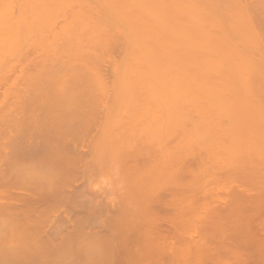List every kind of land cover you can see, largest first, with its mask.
<instances>
[{"label": "bare ground", "instance_id": "obj_1", "mask_svg": "<svg viewBox=\"0 0 264 264\" xmlns=\"http://www.w3.org/2000/svg\"><path fill=\"white\" fill-rule=\"evenodd\" d=\"M250 1L0 0V77L1 75L6 77L4 72L9 69L11 75L13 70V76L15 74V77L17 76L15 63H20L19 58L29 52L27 50L29 47L34 49L30 48L34 51L33 53L30 50L32 56L36 49L41 48V51H38L42 54V63L38 62L41 58H37L41 54L36 53L39 55L36 57L37 60L30 57L29 52V56L26 55L28 58L25 56L26 60L24 57V61L20 58L21 65L27 59H35L33 61L37 62L33 63L34 65L31 63V67L33 65L40 70L44 67L45 70L42 69L41 72H46L43 73L44 76L46 74L44 78L40 75L42 73L34 67L33 70L39 74L35 71V75L29 72L27 77L26 70L25 74H22L21 70L23 78L26 77L27 81L24 82L26 78L21 77L23 81L20 80L18 83L15 77L8 76L11 78L8 88V96H10L5 95L4 99H0V103L3 104H0V118L1 116L4 118L3 114H5V121L3 118L1 120L7 123H5L7 126H3L6 132L0 125V165H2L1 162H5L2 165L3 170H0V264H8L7 262L10 264L11 261L13 264H26L31 261L32 264L36 262V259L42 257L46 259L44 254L50 247H55L52 250L59 249L60 252L62 248L68 249L65 248L68 240L71 242L73 239L72 242H75L76 238L79 239L77 231L87 228L84 226L85 228L79 229L82 221L87 219L81 217L82 212L79 213L76 212L78 210L73 209L75 211L73 213H78L77 221L79 222L80 217L83 220L80 221L79 226L76 225L79 228L74 225L79 230L72 227L71 229L74 228L75 231L69 229L70 232L67 228L74 222L71 220V213L65 212L71 219L62 215L58 220L48 218H53L49 216H52L53 212L60 213L63 209L60 212L58 209L63 204L65 206V203H71V212L72 204L78 209L77 206L80 204H77L76 200L78 193L72 195L73 193L67 191V186L73 181L76 184L78 177L79 180L97 170L100 172L104 169V157L111 158V165L108 166L109 163L106 165L107 170L112 171V174L120 179L125 178L127 181L124 180L128 182L125 187L120 184L121 182L123 184V179L119 182V186L115 182L117 188H114L119 191H114L119 193V196L117 195L118 198L112 196L116 199H113L111 204L107 203L112 206L110 212L113 214V219L121 223L113 221L114 225H111L114 233L116 232V234L113 233V240L116 243L111 237H107L114 243V249L111 244L113 260L123 259L125 264H250L249 260L253 258L250 255L252 253L243 252L245 250L243 247L248 244L247 246L251 248L261 245L258 251L256 250L257 257L254 258H258L255 264H264V0ZM257 18L261 21L256 20ZM60 19L62 21L59 24ZM21 26L24 32L20 30ZM19 30L24 36H19ZM118 45H122L119 46L120 49ZM106 46L111 47L112 50L109 48L111 51H106L108 49ZM115 47L118 48L117 51ZM98 48H104L103 54L113 51L118 55V52L122 51L120 52V55L123 54L122 59H119L121 62H117L119 55L117 57L110 53L117 57L111 58L108 53L113 61L114 58L117 59L114 64L111 62L113 66L109 64L112 69L108 70L112 73H105L112 77L105 76L104 72L99 70L105 66L104 63H110L107 59L104 61L105 58L102 64L104 66L97 64V67L93 62L94 66L92 65L93 68H91L94 69L93 72H90V67H87L88 64L91 66L90 62L96 63L101 60L102 54H97L100 52ZM31 59L28 62H31ZM60 70L63 72L62 76H58ZM90 73L93 75L90 76ZM86 75L88 78L85 77ZM33 76L38 78L33 79ZM41 76L45 79H43L44 84L40 82ZM4 77L1 78L7 82ZM29 77L34 82L36 79L34 84L31 80L29 81L33 85H29ZM19 83L22 84L23 90ZM39 83L44 88L39 86ZM15 84L19 86L21 92L28 86L35 89L39 87L35 92L33 88H28L32 89L30 93L34 95L32 100H29L26 99L29 97V94L27 95L29 90L18 95L20 90L15 89L17 87ZM38 89H44L46 93L47 90L50 92L52 89L55 97L59 95L62 97L63 93L67 95L63 96L65 99L62 97L63 103L60 97L54 99L55 102L60 98V102L57 100L58 102L55 103L60 106L63 104L60 107L63 114L59 115L62 119L56 116L55 119L53 117V120L51 119L58 126H53L51 121L47 123L51 124L48 135L43 137L39 132L45 130L44 126L43 131L41 127L38 131L34 124L36 128V130L33 128L34 132L33 129L28 128L29 124H26L28 125L26 128L33 130L30 132L31 135L38 131L43 140L41 142L35 136L42 148L41 151L35 150L31 153L34 149L31 146L32 144L36 146V141L33 138L35 142H30L29 139L32 140L34 136L31 137L28 130V136H26L29 139L25 136L28 142H22L18 140L21 135L18 136L16 133L18 130L20 133L21 127H24V120L29 121L32 112L28 111L34 107L28 105H31L30 103L36 105L35 102L38 101L37 108H39V101L43 104L44 98L49 97L45 98L46 101L42 105L45 107L54 94L51 91L44 97L45 92L41 90L43 93L40 94L44 97L41 102V97L38 96L40 99L35 97L36 92L37 94L41 92ZM110 90L115 91V95L112 92L111 96ZM109 93L111 101H109ZM17 97L20 101L22 97L25 102H21L24 104L29 100V104L27 102L29 110L26 111L28 119L26 117L23 119L20 114L22 122L17 118L19 116L14 114L17 107H21L17 104H22L20 101L16 104ZM107 101L110 102L109 104L113 103L111 109L107 107L109 105ZM96 104L103 105L104 109L107 107L106 110H101L102 115L99 114V110L95 111ZM42 106L40 105V109L42 108V110L39 109L40 111H43ZM100 106L98 109H101ZM20 109L23 111L22 108ZM55 109H58V106ZM80 112L81 114L77 117ZM95 112L100 115V118L96 115L95 118L89 117ZM56 113L51 115L54 116ZM13 115L17 116H15L17 121L23 126L14 121L16 119H13L15 118ZM49 115L47 114L48 117ZM194 115L197 116L196 118L200 117L199 120L194 121L192 118L190 121V117ZM46 120L49 119L46 117ZM44 122L46 124V121ZM15 123L20 126V129L18 125H16L18 128L14 126ZM77 125L82 131L75 129ZM101 127H107V130L113 127L115 131L113 128V132H111L112 129L108 130L111 132L110 137H108L110 134L108 136L93 135V130ZM23 129L25 131V128ZM88 131H91L92 136ZM73 135L77 138L73 139ZM66 136H71L72 139L67 137L71 141ZM62 137H65L67 142L63 141L61 146L55 145L57 142L55 140ZM129 138L133 140L137 138L139 141L135 139V142L128 144L129 142L125 141ZM59 141L62 143L61 139L58 143ZM81 144L86 145L81 146ZM84 147L86 150L83 149ZM15 149L27 151V154L20 156L17 152L15 155L12 152ZM122 152L128 155L125 156ZM87 155L93 158L91 160L87 158L89 161L85 157ZM99 155L103 159L99 158ZM37 158H40L38 163L41 161L44 164L48 161L49 164L53 163L51 166L47 163L49 167L46 168L47 170L43 168L45 167L43 163H40L41 166L36 165L37 163L35 165L37 169L39 166L43 169H40V172L45 170L43 175L46 179L55 180L57 177L56 182L53 181L55 185L52 183L53 186L44 191L46 186H42L48 183L41 182L45 180L41 175L43 178L40 180L41 184L36 181L34 185V180H38L35 176L34 183L33 181L31 183L32 178H29L26 180L29 184L24 182L28 187L20 189L18 182L22 183L20 184L22 187L25 186L19 177L24 181L26 174L30 176L29 171L26 170L25 165H28L26 161L35 159L31 161L35 163ZM22 162H26L22 164L26 171L20 167ZM36 167L28 166L33 169ZM21 169L26 172L21 175L25 179L21 176L13 179L14 174L17 176L22 173ZM40 174L35 172V175ZM13 180H16L14 183L17 182V186L12 183ZM92 183L94 184L93 180ZM90 184H87L89 191H93ZM99 188L102 189L101 186L97 189ZM78 189H80L79 186ZM83 192L87 193L84 190ZM83 192L79 191L80 194ZM138 193H145L147 197L139 201L136 196ZM93 196L92 198L95 197ZM83 197L84 194L80 198ZM89 197L86 198L92 200ZM38 198L48 199L53 201V204L46 201V204L51 206L47 207L45 203L46 206H44L42 203L45 200L41 202L40 199V206L39 204L35 206L31 201ZM129 203L138 204V207L135 209L133 206L132 210L122 207L124 204L130 207ZM90 205L89 209L93 211L94 206L92 203ZM67 207L66 209H69ZM96 207L94 209L98 210L99 206ZM108 215L105 216L109 218ZM46 216H48L47 219ZM53 216L55 217L54 214ZM87 217L90 219V216ZM52 225L62 228L55 230L56 227ZM96 228L99 229V227ZM200 231L204 236L201 235L199 239L197 237L200 236ZM54 237L59 238L60 242L62 239L58 248L57 244L54 245L57 242L51 241L55 240ZM97 237H102V234L101 236L98 234ZM105 238L104 240L107 239ZM87 239L84 238L83 241ZM104 240H101V243ZM83 241L82 246L85 247L86 244L84 245ZM95 241L98 243L97 240ZM104 242L102 244L99 242V245L102 246ZM243 242H245L244 245ZM96 243L93 242L92 245ZM63 244L65 246L62 247ZM92 245H88L87 248ZM107 245L109 244L104 246ZM3 246H9V253L3 250L6 247L1 250ZM98 246L96 245V248ZM121 248L127 250V259L124 255L125 249L124 257L120 255ZM33 249H39L43 253H40L42 256L39 254L37 256L38 252L34 253ZM88 250L91 254V248ZM115 250L117 253L114 252ZM53 251L50 250L51 254H48V257H51ZM77 251L76 253L79 254ZM104 251L103 254L106 255L107 251ZM113 253L119 256L115 257ZM34 257H36L35 260H33ZM88 258L90 259V255L86 257ZM86 259L84 262L88 264ZM46 260H42L41 263ZM95 260L91 263H96L98 259ZM107 260L106 258L104 263L107 264ZM38 261L34 263L41 264ZM48 261L46 264H49ZM116 261L113 263L123 264L121 261ZM84 262L81 263L84 264Z\"/></svg>", "mask_w": 264, "mask_h": 264}, {"label": "rangeland", "instance_id": "obj_2", "mask_svg": "<svg viewBox=\"0 0 264 264\" xmlns=\"http://www.w3.org/2000/svg\"><path fill=\"white\" fill-rule=\"evenodd\" d=\"M249 1H250V0H249ZM252 1H253V0H251L250 2H252ZM216 8H217V7H216ZM258 19H259V18H257L256 20H258ZM256 20H255V22H256ZM259 20H260V19H259ZM61 21H62V19H60L59 24L61 23ZM260 21H261V20H260ZM260 21H257V22H260ZM24 26H25V25H24ZM20 28H21L20 30L23 31L22 26H21ZM24 29H25V28H24ZM20 30H19V36H24V35H21L22 32H20ZM25 30H26V29H25ZM23 32H24V31H23ZM20 33H21V34H20ZM23 34H24V33H23ZM263 40H264V39H263ZM118 42H119V41H118ZM120 42H122V41L120 40ZM120 42H119V43H120ZM119 46H122V45H118V48H119ZM106 47L108 48V49H106V51H108V50L111 51V50H112L111 47H109V46H106ZM30 48L33 49V47H29L28 49H27V48H26V49H27L29 52H30V50H31V51L34 50V49L32 50V49H30ZM109 48H110L111 50H110ZM115 48H116V47H115ZM118 48H116L115 51H117ZM26 49H25V52H26ZM40 49H41V48H40ZM40 49H38V50H40ZM98 49H100V48H98ZM103 49H104V48H101L100 50H98V51H100V52L97 53V54H99V55L102 54V55H101V57L103 58V59L101 58L102 61L99 60L98 62L96 61V63H95V61H92V62H90V65H91V66H89V64H88L87 67H88V68L90 67V69L93 68V66H94V65H93V62H94V64H95V66H97V64H98V66H100V65H102V64L104 63L103 60H104V58H105L104 61H106V59H107V62L110 61V63H109V62H108L107 64L104 63L105 66L102 65V66H104V67H102V66H101L102 68L99 67V68H100L99 70L103 71L104 74H105V73H109V72H110L109 70L112 69V68L110 67L111 62L114 64V61L117 60V59H115V58H114V61H113V59H111V58H113L112 56H114V55H112V54H115L117 57H118V55H119L120 58L118 57V61H117V62H119V61L122 59V55H123V54L120 55V52L122 53L121 50H120V52H118V55H117V52H114V53H113V51L110 52V53H112L111 55H110L109 52H107V54H103V52L105 51V50H103ZM119 49H120V48H119ZM38 50L36 49V51H35V54H34L35 57H34V55L32 56V52H30V57H32V58H36L37 56H39V55H37V54H41V52H40L41 50H40V51H38ZM102 50H103V52H102ZM113 50H114V48H113ZM37 51H38L39 53H38ZM96 51H97V50H96ZM206 51H207V50H206ZM23 52H24V51H23ZM25 52H24V53H25ZM29 52H28V53H29ZM101 52H102V53H101ZM28 53H25V55L23 56V57L25 58V60H26V57L28 58V56H29ZM33 53H34V51H33ZM36 53H37V54H36ZM105 53H106V52H105ZM108 53H109V55H110L111 58L108 56ZM26 55H28V56H26ZM104 55H106V56H104ZM25 56H26V57H25ZM107 56H108L109 58H108ZM116 56H114V57H116ZM23 57H22V58L20 57L21 60L23 59ZM30 57H29V58H30ZM41 57H42V54H41L39 57H37V58H41ZM106 57H107V58H106ZM117 57H116V58H117ZM20 58H19V60H18V61H20V63L17 62V61H16V62H17L18 64L15 63V65H16L17 67H18L19 64H20V66H19L18 68L15 66V67L17 68V69L15 68V70H16V72H17V76H16V77H15L16 74L13 76V73H14L13 70H12V75H11V71H9L10 69L7 70V71H5V72H4L5 74L3 73L6 77H4V76L1 75V77H2V78L4 77V78L6 79L5 81H7L8 83H7V82H4V79H2V78L0 77V79L2 80V81L0 80V84L3 85V86L0 85V86H1V87H0V99H2V98L4 99L6 96H7V97L10 96V95L8 96V92H9L8 88L10 87V83H11V78H9L10 75H11V77H12V76L15 77L16 83H18V81H19V82H20V80L23 81V79L26 78V77L23 78L24 75L22 76L23 73L25 74V70H26V72H27L25 75L28 77L29 74H30L29 72H33V73H34L35 70H33V69L36 68V70H37V71H40V72L42 71V69H44V67H42V69L40 70V68H38V67H36V66H33V65H34L33 63H36L37 61L34 62L33 60H35V59H31V58H30V59L32 60L31 62H28V61H30V59H27V61H25V63H24V62L22 63L23 67H21L22 65H21V60H20ZM37 58H36V59H37ZM42 58H43V57H42ZM42 58H41L40 60L37 59L38 62L40 61V64L42 63ZM119 59H120V60H119ZM22 61H24V59H23ZM100 61H101V62H100ZM26 62H28V63H26ZM120 62H121V61H120ZM31 63L33 64V65H32L33 68H32L31 65H30ZM91 63H92V64H91ZM24 64H25V67H24ZM38 64H39V63H37V65H38ZM109 64H110V65H109ZM113 64H112L111 66H113ZM29 65H30V66H29ZM92 65H93V66H92ZM106 65H107V66H106ZM108 65H109V66H108ZM39 66L41 67V65H39ZM42 66H43V65H42ZM98 66H97V67H98ZM27 67H30V68H27ZM34 67H35V68H34ZM85 67H86V66H85ZM106 67H107V68H106ZM108 67H110V68H108ZM20 68H22V69H20ZM37 68H38L39 70H38ZM88 68H87V70H86V68H85V70H86V71H89ZM23 69H24V70H23ZM31 69H32L33 71H32ZM102 69H103V70H102ZM108 69H109V70H108ZM17 70H18V71H17ZM21 70L23 71L22 74H21ZM27 70H28V71H27ZM29 70H30V71H29ZM44 70H45V69H44ZM92 70H94V69H91L90 72H93ZM104 70H105V71H104ZM19 71H20V72H19ZM37 71H35V72L39 74V72H37ZM60 71H61V70H60ZM60 71H59V72H60ZM41 73H42V72H41ZM43 73H46V72H43ZM43 73L40 74V75L44 76ZM62 73H63V72L61 71V72H60L61 75H60V74H58V72H57L58 76H62V75H63ZM111 73H112V72H110V74H111ZM20 74H21V75H20ZM27 74H28V75H27ZM86 74H87V72H86ZM88 74H89V72H88ZM91 74L93 75V73H90V76H91ZM110 74H107V75L105 74V76H108V77L111 76V77H112V75H110ZM33 75H35V73H34ZM8 76H9V77H8ZM18 76H19V78L17 79ZM42 76H41V79H42V80H40V82H43V84H44L45 81H43V79L45 78L46 74H45L44 78H42ZM58 76H57V77H58ZM13 77H12V78H13ZM21 77H22L23 79H22ZM30 77H32V75H31ZM30 77H29V79H28V82L32 79V78H30ZM34 77H35V76H33V79H34ZM36 77H37V76H36ZM36 77H35V78H36ZM39 77H40V76H39ZM85 77L88 78V75H86ZM20 78H21V79H20ZM37 78H38V77H37ZM91 78H92V77H90V79H91ZM39 79H40V78H39ZM39 79L37 80V82L39 81ZM106 79H108V78H106ZM111 79H112V78H111ZM44 80H45V79H44ZM108 80H109V79H108ZM25 81H27V78H26V80H24V82H25ZM31 81H32V80H31ZM31 81H30V82H31ZM2 82H4V83H2ZM24 82H22V84H24ZM30 82H29V85H31V84L34 82V80L32 81L31 84H30ZM35 82H36V79H35ZM35 82H34V83H35ZM6 83H7V84H6ZM34 83H33V84H34ZM4 84H6L7 86L4 85ZM22 84H21V85H22ZM25 84H26V83H25ZM33 84H32V85H33ZM36 84L38 85V83H36ZM36 84H35V85H36ZM52 84H54V83H52ZM8 85H9V86H8ZM15 85L17 86V84H15ZM19 85H20V83H19ZM21 85H20V88H21V90H23ZM27 85H28V84H27ZM35 85H34V86H35ZM37 85H36V86H37ZM4 86H5V87H4ZM16 86H15V87H16ZM23 86H24V85H23ZM36 86H35V87H36ZM39 86H41L42 88H44L40 83H39ZM39 86H37V87H39ZM53 86H55V85H53ZM26 87H27V86H26ZM26 87H25V88H26ZM29 87H31V86H28V88H29ZM37 87H36V89L33 88V87H31V88H33V91L35 92V91H37ZM17 88H18V90H20V89H19V86H17L15 89H17ZM28 88L24 89L25 91H22V92H26V91H28V90H29ZM6 89H7V90H6ZM53 89H54V88H53ZM1 90H2V91H1ZM21 90L19 91L20 93H19L18 91H16V92L19 93L18 95L22 94ZM31 90H32V89H30L29 92H27V95L29 94V97L26 98V99L32 100V97H34V95H32L33 93H32V92L30 93ZM38 90H39V89H38ZM41 90L44 91V89H40L39 91H41ZM39 91H38V92H39ZM51 91L53 92L52 89H51ZM51 91L49 92V91L47 90V93H46V91H44V92H45L44 97H45L46 94L48 95V93H51ZM5 92H6V94H3V93H5ZM110 92H111V96H112V92H113V91L110 90ZM1 93H2L3 95H2ZM40 93H43V92L41 91V92H39V94H40ZM53 93H54V92H53ZM23 94H26V93H23ZM35 94L37 95V96H35V97L38 98V96H39V97L42 98V99H41V102H42V100H43L44 97H42L41 94H40V95L37 94V92H36ZM63 94H64V95H67V93H63ZM5 95H6V96H5ZM30 95H31V96H30ZM53 95H54V98H52ZM64 95H62V97H63ZM113 95H115V91L113 92ZM50 96H51V95H50ZM52 96L50 97V99L52 98V99H53V100H52L53 102H54V99L57 98V97H60V98H61V99L58 98V99H57L58 101H59V99H60V100H63L62 103L64 102V99H65V98L63 97L64 99H62L61 95H59V96L56 95L57 97H55V93H54V94H52ZM111 96H110V93H109V94H108V97L110 98L109 101H111V99H112ZM18 97H19V96H18ZM18 97H17V99H16V104L18 103V101H20V100L18 99ZM22 97H24V95H22ZM22 97H20V99H22L21 101H22V102H25V101H26L25 97H24L25 101H24V99H23ZM30 97H31V99H30ZM45 98L48 99L49 97H45ZM45 98H44V102H43V104H44L45 101H46ZM34 99H35V98H34ZM38 99H40V98H38ZM50 99H49V101H47L48 103L45 104L46 106H49V107H46V106L44 107V106H42L43 104H40V101H39V108H37V105H38L37 102H38V101L35 102V100H34L33 102H35L36 105H34V103H30L31 105H28V106L34 107L33 109L29 107V108L32 109V110L27 109V102H28V104H29V100H28L25 104L22 103V102L20 101L22 104H24L23 106L26 107V109H24V107L22 106V104H20V103L17 104V105H20V106H21L20 108H22L23 111L25 110V112H23V111H21V109L19 108V106L17 107L18 109L15 111L14 114H16V115L19 116V117H17L16 115H13V116H14V117L16 116V117L19 119V121H20V120H21V122L23 121L22 118H20L21 116L23 117V119H24L25 117L28 119V116H26V115H27V112H26L27 110H29L28 112H30V111L32 112V113H30V116H31V114H32V117L29 116V119H28L29 121H28V122H27L26 120L23 121V124H25V125H24V127H21V131H22V132L20 131V133H18V132H19L18 129H20V126H19V125H22V126H23V124H21V122H18V121H17L18 119H17L16 117L13 118V117L11 116L13 119H16V120H14V121H16V123H19V125L16 124V123H15V125H14V126L18 125V127H19V128H18V127L16 126V127L18 128V129H17L18 132H17L16 134H17L18 136L21 135V136H19V138H20V139H18L19 141H22V142H28V139H29V138L27 137V136H28L27 132H28V130H29L28 128H31V129L34 128L35 130H36V128H37L38 131H39V127H41V128H40L41 130H42V129L44 130V128H45L44 131L42 130L43 132L39 131L40 133H42V136L45 137V135H48V134L50 133V132H49V128H50L51 126L49 127V125L53 124V126L55 125V127L58 126V125H56L52 120L55 119V118H54L55 116H56V118H57V117L59 118V115H60L61 112L63 111L62 108L60 109V107H61L63 104H62L61 106H60V105H57V103H55V102L57 101V100H56L54 103L51 101L52 104H53V105H52L51 102H50ZM36 100H37V99H36ZM106 100H108V98H107ZM58 101H57V102H58ZM109 101H107L108 104L110 103ZM0 102H1V100H0ZM30 102H31V101H30ZM59 102H60V101H59ZM0 104H2V103H0ZM48 104H50L51 106L48 105ZM58 104H59V103H58ZM60 104H61V103H60ZM111 104H113V103H111ZM111 104H109L110 106H109V105L107 106V107H110V109H111ZM2 105H3V104H2ZM25 105H26V106H25ZM40 105L43 107V111H40V110H42V108L40 109ZM88 105H89V104H88ZM88 105H87V106H88ZM96 105H97V104H96ZM100 105H101V104H98V105H97V109H96V107H95V111H96V110H99V111H98L99 114L102 115V111H101V110H103L104 108H103V105H101L102 107H101ZM35 106H36V107H35ZM52 106L55 107V108H57V106H58V109H55V108H53ZM98 106H100L101 109H98ZM107 107H106L104 110H106ZM86 108H87V107H86ZM39 109H40V110H39ZM108 109H109V108H108ZM34 110H35V112H34ZM93 111H94V110H93ZM100 111H101V113H100ZM47 112H49L50 115H49V113H47ZM54 112H55V113L57 112V113H56L54 116H52L51 114L54 113ZM105 112H106V111H105ZM18 113H19V114H18ZM41 113H42V114H41ZM43 113H44L45 115H44ZM103 113H104V111H103ZM2 114H3V113H2ZM9 114H10V113H9ZM20 114H21V116H20ZM47 114L49 115L50 118L47 116ZM62 114H63V113H62ZM62 114H61V116H62ZM80 114H81V112L77 115V117H78ZM97 114H98V113L95 112V114H93V115H91V116L89 115V117L92 118V117H94V116L96 115L97 117L100 118V115H99V114L97 115ZM3 115H4V118H3L2 116H1V118H0V125H2V127H3V126H7V125H5L6 122H4V121H5L4 119H6V118H5L6 116H5V114H3ZM10 115H11V114H10ZM35 115H36V116H35ZM39 115H40V118H38ZM41 115H44V116H41ZM57 115H58V116H57ZM83 115H85V113H83ZM83 115H81V116L83 117ZM34 116H35V117H34ZM81 116H80V117H81ZM85 116H86V115H85ZM96 116H95V117H96ZM7 117H8V115H7ZM42 117H43V118H42ZM46 117H47V119H49V120H46ZM52 117H53V119H52ZM80 117H79V118H80ZM95 117H94V118H95ZM194 117H195V118H194ZM196 117H197L196 115L191 116V117H190L191 119H189V120L191 121L192 118H193L194 121L199 120L200 117H199V116H198L199 118H196ZM2 118H3L4 121L1 120ZM26 118H25V119H26ZM30 118H34V119L31 120ZM35 119H36V120H35ZM37 119H38V120H37ZM42 119H43V121H42ZM51 119H52V120H51ZM59 119H62V117L59 118ZM97 119H98V118H97ZM196 119H197V120H196ZM34 120H35L36 123H35V122L33 123ZM1 121H2V122H1ZM30 121H31V122H30ZM44 121H46V124H44V123H45ZM47 121H48V122H47ZM50 121H51L52 123L48 125L47 123H49ZM26 122H27V123H26ZM41 122H43L42 124H44V125H42ZM61 122H62V120H61ZM192 122H193V121H192ZM2 123H3V124H2ZM30 123H31V124H30ZM38 123H40L41 125H39ZM6 124H7V123H6ZM26 124H29V126L26 125ZM34 124H36V125H35V126H37L36 128H35ZM37 124H38L39 126H38ZM78 125H79V124H78ZM78 125L75 126V127H76L75 129L78 128ZM80 125H82V124H80ZM26 126H28V128H26ZM30 126H31V127H30ZM43 126H44V128H43ZM16 127H14V131H15V128H16ZM55 127H53V128H55ZM113 127H114V126H113ZM113 127H109L108 130L112 129ZM23 128H25V131H26V129H27V131H26V132L23 131V130H24ZM80 128H81V126H80ZM106 128H107V127H106ZM106 128L101 127V128H98L97 130L94 129L93 132H94L95 134L93 133V135L97 136V134H98L99 136H102V135H107V136H108L111 132H113V129H114V128L112 129V131L110 130L111 132H109ZM3 129H4L3 131L6 132L5 127H3ZM34 129H33V130H34ZM33 130H29V134H30V132H33ZM35 130H34V132H35ZM50 130H52V129H50ZM77 130H81V129L78 128ZM103 130H104L105 132H104ZM3 131H2V132H3ZM38 131H37V133H32V135L30 134L31 137H32V136H34V137H32V140L29 139V141H30V142H35V141H36V146H35V144L33 145V144L31 143V144H32L31 148H32V149L34 148L32 151L29 150V151H31V153H32V152L34 153L35 150H36V151H37V150H38V151H41V148H42L41 143H40V142H37V141H39V140H41V142L43 141V140H42V137L39 135ZM45 131H46L47 133H46ZM53 131H54V130H53ZM81 131H82V130H81ZM114 131H115V129H114ZM2 132H1V133H2ZM15 132H16V131H15ZM15 132H14V133H15ZM23 132H25V134H24ZM48 132H49V133H48ZM90 132H91V131H90ZM90 132L88 131V133L90 134V136H92V133H90ZM103 132H104V133H103ZM107 132H109V133H108V134H105V133H107ZM84 133H86V132H84ZM7 134H9V133L7 132ZM34 134H36V135H34ZM74 134H75V133H74ZM76 134H77V133H76ZM9 135H10V134H9ZM22 135H23V136H22ZM26 135H27V136H26ZM37 135H38V136H37ZM68 135H69V134H68ZM25 136H26L28 139H27ZM30 136H29V137H30ZM35 136H36L39 140H38ZM110 136H111V134H110L108 137H110ZM10 137H11V136H10ZM10 137H9V138H10ZM12 137H13V136H12ZM15 137H16V136H15ZM23 137H25V138H23ZM31 137H30V138H31ZM67 137H69V136H66V138H67ZM74 137H75V136L73 135V139H74ZM33 138H34L35 141L33 140ZM69 138L72 139L71 136H70ZM75 138H77V137H75ZM26 139H27V140H26ZM36 139H37V140H36ZM60 139H61L62 143H61L60 141H59V143H58V140H60ZM60 139L55 140V142L57 141V142H56L57 144L54 142L55 145H57V146L60 145V146H61V145L64 143L63 141H66V142H67V139H68V138H67L66 140H65V137H62V138H60ZM135 139H137V138H134V140H135ZM68 140L71 141L70 139H68ZM134 140H133V138H132V139L129 138V139L126 140L125 142H126V143L129 142L128 144H130V143H132ZM135 141H139V139H137V140H135ZM135 141H134V142H135ZM138 144H139V146L141 145L139 142H138ZM85 145H86V144H85ZM85 145L81 144V146H85ZM79 146H80V145H79ZM81 146H80V147H81ZM10 148H11V147H10ZM31 148H30V149H31ZM35 148H38V149H35ZM39 148H40V149H39ZM83 149L86 150L85 147H84ZM84 150H83V151H84ZM7 151H9V149H8ZM15 151H16V152H15ZM23 151H24V150H23ZM23 151H22V150H21V151H17V150L15 149V150L12 151V152L15 153V155H16V153L18 152V155H19V153H20V156H24L25 154H27V153H26L27 151H26V152H25V151L23 152ZM21 152L23 153V155H21V154H22ZM122 153H123V152H122ZM122 153H121V154H122ZM121 154H120V157H121L124 153H123L122 155H121ZM124 155H125V154H124ZM126 155H128V154L126 153ZM126 155H125V156H126ZM89 156H90V155H89ZM89 156H88V155L85 156L86 159L89 158ZM92 158H93V156L90 157L89 159L91 160ZM99 158H102V156L99 155ZM89 159H87V160H89ZM102 159H103V158H102ZM33 160L35 161V159H33ZM33 160H27L26 162H27L28 165H25V166H27V168H28V166H30V167L32 166L33 168H35L36 165H38V164H40V163H41V164L43 163V165H44L45 167H43V165H42V167L45 168V170H47V169L49 168V167H47V165L50 163L49 161H48L49 163L46 162V164H44V162H42V161L38 163V161L40 160V158H37L35 163H32V162H31V161H33ZM90 160H89V161H90ZM103 160H105V161H103V162H105V163H104V165H105L104 167H105V168L102 169V170H100V172L97 170V171L94 172L93 174H92V173H91V174H88V175L84 176L85 178L82 177V178L79 179V180H78V178H79V177H78L77 180H76V181H77L76 184H74L75 181H73L71 184L68 185L69 187L67 186V191L70 192V193H73L72 195H74L75 193H78V194H77V198H76V200L78 201L77 204L80 203V204H78V206H77L78 209H76V206L74 205V206H75V207H74L73 204H72V212H71V211H70V207H71L70 204H71V203H68V204L65 203V206L68 205V207H67V206H66V207L69 208V209H66V207L63 206L64 204H63L62 206L58 205V206H60V208L58 209V211L60 212L61 209H63V210H62L60 213H58V212L56 211V213H58L57 215H56L55 212H53V214L55 215V217L53 216L52 213H50V214H52V216H51V215H49V216H50V217H53V218H52V219L48 218L49 220H58V219L61 218V217H60L61 215H62L63 217H65L67 214L71 213V218H72V219L69 218V217H67V216H66V217H67L68 219L73 220L74 222L71 223V224H69V227H70V228L68 227L67 229L69 230V229H71L72 227H74L76 230H79V229H81L82 227L85 226V227H87L88 229L84 227V228L87 229V230L84 229L83 231H84L85 234H87V235H85L84 232L81 231V230L83 229V228H82L81 230L77 231V232H78V235L80 236L79 239L76 238L75 242H74V241L72 242L73 239L71 240V242L68 240V242L65 243L67 246H65L64 244L62 245V247L65 246V248L67 247L68 249H64V248H62V247H59V248H62L63 250L60 249V252H61V254H60L59 249H58V250L56 249V250L59 252V254H58V253L56 252V250H54V251L52 250V249H55V247H50L49 250H48V252H46V253L44 254V255H45L44 257H45L46 259H48V258L50 259V258H51L50 261H48L49 259L46 260V259H44L43 257H42V258H39V259H36V257H34L33 260L36 259V262L34 261L35 263H37V260H39V261H38L39 263H41L42 260H46V261H43L41 264H44V263L46 264L47 261L49 262V264H56V263H57V264H78V263H79V264H82L81 262H84V259H86V257H89V255H90V259L88 258V259L85 260L88 264H96V263H97V264H106V263H104L105 260H106V258L108 259V260H107V262H108L107 264H110V262H111V264H114V263H115L116 259L113 260V258H112V256H111V255H112V254H111V246L114 244V243L111 241V238H112V240H113V239H114V234H116V232L114 233V229H113V227H112V226L114 225V224H113V223H114L113 221H115V220H114L113 217H112L113 214L110 212V211H111V207H112L110 204H111V202L113 201V199H116V198H113V197H117V198H118V196H119V193H118V194L116 193V192H118L119 190H118V189L116 190L114 187H116L117 185L119 186L120 184H121V186L124 185V187H125V185H127L128 182H126L127 180H126L125 178H122V179H123V184H122V182H121L122 179H120V178H118L117 176H115L114 174H112V173H113L112 171L110 172V170H107L108 167H107L106 165H108V163H109L108 166L111 165V158H108V157L105 158V157H104ZM108 160H109V161H108ZM26 162H22L21 165H22L23 163L26 164ZM51 162H53V161H51ZM36 163H37V164H36ZM47 163H48V164H47ZM1 164L3 165V164H5V162L3 161V162H1ZM32 164H33V165H32ZM35 164H36V165H35ZM41 164H40V166H41ZM52 164H53V163L49 164V166H51ZM2 165H0V170H3ZM22 166H23V167H22ZM22 166H20V167L23 168V170H25V169H24V165H22ZM40 166H39V167H40ZM4 167H6V166L4 165ZM20 167H19V169H20ZM39 167H38L39 172H37V170H38L37 167H36L37 170H36V169H33V168H28V169H27V168L25 167L26 170L29 171V174H28V175H30V176H27V174H26V172H25L26 170H25L24 172H25V174H26V175H25V176H26V179L24 178V176H21L22 174H24V172L22 171V169H21V172H22V173H21L20 175L15 176V174H14V178H13V179H15V177L18 178V176H21V177H23V179H25V180L23 181V180L19 177V179L23 182V184H24V186H25V187H22V185H20V184H22V183H21V182H18V183H19L18 186H19V187L21 186L20 189H22V188H26V186H27L26 184H29L28 181H27L28 183H26V180H27V179L29 180V178H32V180L30 179V181H31V183H32V181L34 180L33 177L37 176V179H38V180L35 179V180H34L35 183H34V181H33L34 185H35L38 181L40 182V180L43 179L41 175H43V172H44L45 170H44V171H41V172H42V173H41V172H40V169H42V168H39ZM1 168H2V169H1ZM46 168H47V169H46ZM105 169H106V170H105ZM42 170H43V169H42ZM103 170H104V171H103ZM35 172H36L37 174H40V173H41V174L38 176V175H35ZM27 173H28V172H27ZM95 173H96V174H95ZM107 173H108L109 176L107 175ZM109 173H111L112 175H110ZM44 174H45V173H44ZM105 174H106L107 176H106ZM101 175H103V176H101ZM44 176H45V175H43V177H44ZM88 176H89V177H88ZM38 177H39V178H38ZM55 177H56V176H55ZM109 177H110V179H109ZM113 177H114V178H113ZM44 178H45L46 181L43 180V181H41V182H42V183H43V182H44V183H48V184H45V185L42 184V185H44V186H42V185H40V186H42V187H45V186H46V187H45L46 189L43 188V190L45 189L44 191H46L47 188H48V190H49V189H50V186H53L52 183H53V181L56 182L55 180H57V179H56L57 177L55 178V180H54V179H49V178H47V179H49L48 181L51 180V181H50L51 183L47 181L46 177H44ZM89 178H90V179H89ZM84 179H85V180H84ZM116 179H118V181H116ZM124 179H125L126 181H125ZM254 179H255V178H254ZM92 180H93L94 184L92 183ZM11 181H12V180H11ZM14 181H16V180H13L12 183L15 184V186H17V185H16L17 182L14 183ZM17 181H18V180H17ZM36 181H37V182H36ZM83 181H84V183H83ZM87 181H88V182H87ZM24 182H25L26 184H25ZM39 182H38V184H41V182H40V183H39ZM81 182H82V183H81ZM115 182L118 183V184L115 185ZM119 182H121V183L119 184ZM12 183H11V184H12ZM18 183H17V184H18ZM79 183H81V185H82V184H83V185L81 186ZM86 183H87V184H90V183L93 184V186H91V184H90V187L93 188V191H91V190L89 191L88 185H87ZM100 183H101V185H100ZM13 184H12V185H13ZM53 184L55 185V183H53ZM73 184H74V186H73ZM105 184H106V186H105ZM107 184H108V185H107ZM30 185H31V184H30ZM30 185H29V186H30ZM34 185L32 184V186H34ZM48 185H49V187H47ZM84 185H85V186H84ZM94 185H95V186H94ZM114 185H115V186H114ZM37 186H39V185H37ZM70 186L73 187V189H72ZM75 186H76V187H75ZM78 186H79L80 189H78ZM99 186H101L102 189H101V188L97 189ZM103 186L105 187L106 190L104 189ZM19 187H15V188L18 189ZM27 187H28V186H27ZM83 187H84V188H83ZM68 188H70V189H68ZM76 188H77V189H76ZM82 188H83V189H82ZM86 188H88V189H86ZM110 188H111V189H110ZM113 188H114V189H113ZM116 188H117V187H116ZM94 189H96V190H94ZM100 189H101V190H100ZM112 189H113V190H112ZM77 190H78V191H77ZM83 190H84V191H87V193L85 194V193L83 192ZM98 190H99V191H98ZM114 190H115L116 192H115ZM75 191H76V192H75ZM79 191H80L81 193L83 192L85 198H84V197H83V198H80L83 194H80ZM100 191H101V192H100ZM167 191H168V190H167ZM167 191H166V192H167ZM169 192H170V191H169ZM93 193H94V194H93ZM89 194H90V195H89ZM95 194H97V195H95ZM138 194H140L141 196H139ZM138 194H137L136 196H137V199H139V201H140L141 199L147 197L145 193H138ZM164 194H165V193H164ZM169 194H170V193H169ZM78 195H79V196H78ZM85 195H86V196H85ZM93 195H94L95 197H94ZM117 195H118V196H117ZM165 195H168V193H166ZM88 196H90L89 198H91L92 200H88V199L86 198V197H88ZM92 196H93L94 198H92ZM112 196H113V197H112ZM110 197H111V198H110ZM141 197H142V198H141ZM95 198H97V199H96L97 201H95ZM108 198H109V199H108ZM40 199H41V200H40ZM93 199H94V200H93ZM111 199H112V200H111ZM39 200H40L41 202H43V200H45V201L42 203L43 205H44V203L46 204V201H47V202L49 201L48 203L51 202V203L53 204V201H50V200H48V199H43V198L34 199V200H32L31 202H32L35 206H37L38 204H39V206H40L41 202H40ZM86 200L89 201V202H87ZM100 200H101V202H100ZM82 201H83V202H82ZM85 201H86V203H85ZM137 201H138V200H137ZM91 203L93 204L94 208H95L96 206H97V207L99 206V207H98V210H95V209L93 208V211H91L92 209H91V210L89 209V208H91V205H90ZM107 203H110V204L107 205ZM95 204H96V205H95ZM97 204H98V205H97ZM46 205H47V204H46ZM46 205H44V206H46ZM49 205H50V204H48L47 207H48ZM80 205H81V206H80ZM104 205H105V206H104ZM129 205H130V207H129L127 204H124V205H122V207H123V208H126V209H130V210L133 209V206H134L135 209L138 207V206H137L138 204H134V203H133V204H130V203H129ZM44 206H43V208H44ZM50 206H51V205H50ZM86 206H87L88 208H87ZM85 207H86L87 209H86ZM97 207H96V208H97ZM127 207H128V208H127ZM41 208H42V207H41ZM100 208H101V210H100ZM44 209H45V208H44ZM55 209H57V208H55ZM73 209H74V210H78V211H76V212H79V213L82 212L81 214H83V215H82L81 217H82V218H85V217H86V218H87L86 221H85V219L83 220V219L80 217V220H79V222H78V221H77V217H78L77 214H78V213H77V214H76V213H73V212H75V211H73ZM82 209H83V210H82ZM65 210H66V211H65ZM84 210H86V211L88 210V211H87V212L85 211V213H84ZM53 211H54V210H53ZM68 211H69V212H68ZM102 211H103L105 214H104ZM63 212H64V213H63ZM65 212H66L67 214H66ZM89 212H90V213H89ZM91 212H92V213H91ZM107 212H108V214H109V213H110V214L108 215ZM93 213H96V214H93ZM64 214H65V215H64ZM84 214H85V215H84ZM88 214H89V215H88ZM91 215H92V216H91ZM95 215H96V216H95ZM105 215H108V217H109V216H110V217L107 218ZM69 216H70V215H69ZM75 216H76V217H75ZM87 216H90V219H91V220L93 219V221H91V220L89 219V217H87ZM97 216H98V217H97ZM193 216H194V215H193ZM193 216L191 217L192 219L194 218ZM47 217H48V216H46V219H47ZM63 217H62V218H63ZM66 217H65V218H66ZM100 217L104 218V220H103L102 218H100ZM97 219H98V220H97ZM99 219H100V220H99ZM75 220H76V221H75ZM81 220L85 221L86 223L84 222V224H85V225H84V224H83V221H82L81 226H80V228H79L78 226L80 225V221H81ZM96 220H97L98 222H97ZM101 220H102V221H101ZM87 221H88V222H87ZM105 221H107L108 223L105 222ZM76 222H77L78 224H77ZM96 222H97V223H96ZM101 222H102V223H101ZM112 222H113V223H112ZM51 223H52V222H51ZM110 223H112V224H110ZM115 223H119V224H121V223L118 222V221H115ZM124 223H125V222H124ZM54 224H55V223H54ZM72 224H73V225H72ZM87 224H88V225H87ZM89 224H90V225H89ZM106 224H107V225L109 224V225L107 226ZM128 224H129V223H128ZM128 224H125V225H128ZM74 225H75V226L78 225V226H76V227H78L79 229H77ZM86 225H87V226H86ZM92 225H93V226H92ZM111 225H112V226H111ZM101 226H102V227H101ZM47 227H48V226H47ZM52 227H56L55 230H58V228H59V229L62 228V227H60V226L58 227L57 225H56V226H55V225H54V226L52 225ZM89 227H90V229H89ZM91 227H92L93 229H92ZM96 227H99L100 230H99L98 228H96ZM103 227H104L105 229H104ZM111 227H112V228H111ZM48 228H49V227H48ZM48 228H47V229H48ZM74 228L71 229V230H74V231H75ZM101 228H103V229H101ZM110 228H111V229H110ZM91 229L93 230V233H92ZM95 229H96L97 231H96ZM49 230H50V229H49ZM98 230H99L100 232H99ZM104 230H106V231H104ZM108 230L110 231V233H109ZM47 231H48V230H47ZM74 231H72V232H74ZM87 231H88V233H87ZM95 231H96L97 233H96ZM103 231H104V232H103ZM112 231H113V232H112ZM69 232H70V230H69ZM94 232H95V233H94ZM101 232H102V233H101ZM82 233H83V234H82ZM89 233L92 234V236H91ZM113 233H114V234H113ZM93 234H95V236H93ZM98 234H99V236H101V234H102V237H97ZM104 234H106V235H104ZM109 234H111V235L113 234V236H111V235L108 236ZM202 234H203V232L201 233V231H200V236H198L197 238L200 239L202 236H204V235H202ZM201 235H202V236H201ZM105 236H106V238H107V237H108V238L111 237L110 240H108V238L106 239ZM77 237H78V236H77ZM54 238H55V237H54ZM84 238H85V239L88 238L89 240L87 239L88 241H87V240L83 241ZM90 238H91V239H90ZM92 238H93V240H92ZM94 238H96L95 240H97L98 243H96V241L94 240ZM99 238H101V240H104V238L106 239V240H104V241H106V243H105L104 241H102V243L104 242V244L102 245L103 247H102L101 245H99V242L101 243V240H100ZM57 239H58L59 242H58V241H55V240H57ZM77 239H78V240H77ZM81 239H82V240H81ZM98 239H99V240H98ZM55 240L52 239L51 241L54 242V243L57 242V243H55V244L53 243L54 245L57 244L56 247L59 246V243H62V239H61V242H60V239H59V238H55ZM79 240H80V241H79ZM90 240H91V241H90ZM82 241H83V243L85 242V243H84V245L86 244L85 247L82 246ZM86 241H87L89 244L86 243ZM109 241H110V242H109ZM113 241H114V240H113ZM79 242H80L81 244H80ZM93 242H94V244L96 243L97 246L99 245V246H98L99 248H98V247L96 248V245H94V244L92 245ZM107 242H108V243H107ZM111 242H112V243H111ZM114 242H115V241H114ZM240 242H242V241H240ZM78 243H79V244H78ZM102 243H101V244H102ZM115 243H116V242H115ZM244 243H245V242H243V245H244ZM87 244H88L89 246L92 245V247L87 248V247H88ZM106 244H109V245L106 246L108 249L104 246V245H106ZM111 244H112V245H111ZM246 244H247V243H246ZM71 245H72V246H71ZM75 245H76V246H75ZM77 245H78V246H77ZM115 245H116V244H115ZM243 245H242V243L240 244L241 248H242ZM247 245H248V244H247ZM247 245H246L245 247H243V249H245V250H243V252H244V253H248V252L252 253V254H250V255H251V257H253V258L250 257L251 260H249V263H250V264H252V263L255 264V262H257L258 258H254V257H257V256H256V255H257V251H258L259 247H261V245H260V244H259L260 246H256V245H255V246H252V248L249 247V246H247ZM52 246H53V245H52ZM70 246H71V247H70ZM79 246H80V247H79ZM100 246H101V248H100ZM108 246H109V247H108ZM5 247H6V248H5ZM74 247H75V248H74ZM93 247H94V249H92ZM104 247H105V248H104ZM112 247H113V249L115 248L114 245H113ZM253 247H254V248H253ZM255 247H256V249H255ZM3 248H5V249H3ZM8 248H9V246H3V247L1 248V250H2V249L5 250V251L7 250L8 253H9ZM57 248H58V247H57ZM69 248H70L71 250H70ZM72 248H73V250L75 249L74 252H73ZM83 248H84V249H83ZM90 248H91V254H92V256H91L90 252H88V251H90V250H88V249H90ZM96 249H97V250L99 249L100 252H99V250L96 251ZM124 249H125V248H121V251H122V252L119 251L121 256L124 254V251L126 250V249H125V250H124ZM252 249H253V250H252ZM50 250H51V252L53 251V254L55 253L56 255H55V254H54V255L52 254L51 257H48V254H51V253H50ZM76 250H78L77 252H79V254L76 253ZM83 250H84V251H83ZM104 250L107 251V252H106V255L103 254V253H105ZM241 250H242V249H241ZM256 250H257V251H256ZM7 251H6V252H7ZM36 251H37L38 253H36ZM62 251H64L65 254L62 253ZM81 251H82V252H81ZM93 251H96V252L94 253ZM109 251H110V252H109ZM117 251H118V250H117ZM247 251H248V252H247ZM33 252L36 253V255L39 254V256H42L41 254H43V253L40 252L39 249H35V250L33 249ZM33 252H32V253H33ZM80 252H81V253H80ZM92 252H93V253H92ZM97 252H98V253H97ZM114 252L117 253L116 250H115ZM253 252H255V254H254ZM34 253H33V254H34ZM40 253H41V254H40ZM67 253H68V254H67ZM86 253H87V254H86ZM99 253H100V255H99ZM107 253H108L109 255H108ZM81 254H83V255H81ZM85 254H86V255H85ZM93 254H94V255H93ZM95 254H97V255H95ZM113 254H114V253H113ZM34 255H35V254H34ZM36 255H35V256H36ZM98 255H99L100 257H101V256H103V257L100 258ZM107 255H108V256H107ZM117 255L119 256V254H116V256H117ZM124 255H126V258H125V259H127V258H128V257H127V250L125 251V254H124ZM124 255L122 256V258L124 257ZM37 256H38V255H37ZM49 256H50V255H49ZM53 256H54V258H53ZM58 256H59V257H58ZM60 256H61V257H60ZM71 256H72V258H71ZM79 256H81L80 259H79ZM94 256H95V257L98 256V257L95 258ZM114 256H115V254H114ZM116 256H115V257H116ZM121 256H120V258H121ZM74 257H75V258H74ZM104 257H105V258H104ZM108 257H109V258H108ZM52 258H53V259H52ZM55 258H56V259H55ZM64 258H65V259H64ZM82 258H83V259H82ZM91 258H95L96 260H97V259H98V260H97L96 263H91V262H94V260H95V259L93 260V259H91ZM110 258H111V259H110ZM117 258H119V257H117ZM250 258H249V259H250ZM40 259H41V260H40ZM59 259H61V260H63V261H61V260H59ZM69 259H70V260H69ZM103 259H105V260H103ZM27 260H28V259H27ZM31 260H32V259H31ZM33 260H32V261H33ZM51 260H52V261L54 260V261L52 262ZM55 260H56V261H55ZM79 260H80V261H79ZM91 260H92V261H91ZM96 260H95V261H96ZM112 260H113L114 263L112 262ZM4 261H5V260H4ZM78 261H79V262H78ZM88 261H89L90 263H89ZM101 261H102V262H101ZM117 261H121L122 263L124 262L123 259H117ZM117 261H116V262H117ZM11 262H12V261H11ZM11 262H10V264H11ZM34 262H32V264H33ZM77 262H78V263H77ZM98 262H99V263H98ZM5 263H6V262H5ZM7 263L9 264V262H7ZM27 263H28V262H27ZM27 263H26V264H27ZM35 263H34V264H35ZM118 263H119V262H118ZM2 264H3V263H2ZM12 264H13V262H12ZM15 264H17V263H15ZM28 264H31V261H30ZM84 264H86V263L84 262ZM116 264H117V263H116ZM120 264H121V263H120ZM123 264H125V263H123Z\"/></svg>", "mask_w": 264, "mask_h": 264}]
</instances>
